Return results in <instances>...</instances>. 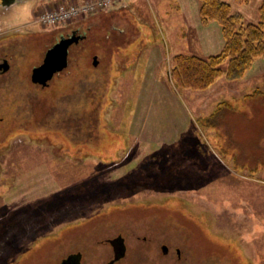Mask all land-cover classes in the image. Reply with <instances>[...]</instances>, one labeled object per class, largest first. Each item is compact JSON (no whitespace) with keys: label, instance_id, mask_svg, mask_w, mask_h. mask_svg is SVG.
<instances>
[{"label":"rangeland","instance_id":"rangeland-1","mask_svg":"<svg viewBox=\"0 0 264 264\" xmlns=\"http://www.w3.org/2000/svg\"><path fill=\"white\" fill-rule=\"evenodd\" d=\"M117 1L51 27L37 13L78 0L0 3V264H109L118 235L112 264H264V93L245 90L264 62L179 88L173 55L218 53L220 25L200 0ZM227 1L257 21L261 0ZM71 27L87 37L67 67L31 83Z\"/></svg>","mask_w":264,"mask_h":264},{"label":"trees","instance_id":"trees-1","mask_svg":"<svg viewBox=\"0 0 264 264\" xmlns=\"http://www.w3.org/2000/svg\"><path fill=\"white\" fill-rule=\"evenodd\" d=\"M236 1L243 3L246 0ZM257 13V21L244 22L242 14L233 12L227 0H200L201 23L217 21L224 45L218 53L205 57L173 55L169 75L175 85L204 90L220 77L229 81L242 78L255 59H264V0L259 3Z\"/></svg>","mask_w":264,"mask_h":264},{"label":"water","instance_id":"water-1","mask_svg":"<svg viewBox=\"0 0 264 264\" xmlns=\"http://www.w3.org/2000/svg\"><path fill=\"white\" fill-rule=\"evenodd\" d=\"M13 2L14 0H2V5L8 6ZM79 37L73 33L70 37L61 36L58 41L53 43L45 51L42 62L32 68L31 81L46 86L55 73L63 70L67 66L68 47L72 42H77ZM93 64H97L96 55L93 56ZM1 67L5 71L8 68V63L1 64Z\"/></svg>","mask_w":264,"mask_h":264},{"label":"built area","instance_id":"built-area-1","mask_svg":"<svg viewBox=\"0 0 264 264\" xmlns=\"http://www.w3.org/2000/svg\"><path fill=\"white\" fill-rule=\"evenodd\" d=\"M116 0H81L78 2H60L52 8L37 13L35 22L42 27H51L66 23L78 16L97 10L110 8Z\"/></svg>","mask_w":264,"mask_h":264},{"label":"flooded vegetation","instance_id":"flooded-vegetation-1","mask_svg":"<svg viewBox=\"0 0 264 264\" xmlns=\"http://www.w3.org/2000/svg\"><path fill=\"white\" fill-rule=\"evenodd\" d=\"M14 1H16V0H14ZM0 3L2 4V0H0ZM3 6H5V5H3ZM73 33H74L75 36H80V37H79L77 42H72L69 45V47H68V58H67L68 60H69V48L73 44H76L80 40H82V39L87 37L86 31L85 30H83V31L80 30V27H71L70 30L67 33H65V34L63 33V34H61V36L70 37V36L73 35ZM59 38H58V40H59ZM0 48H1L0 52L2 51L3 53L8 52V50L10 49V48L6 49V48L1 47V46H0ZM8 53H10V52H8ZM10 57L11 56H8V55L5 56V57L4 56L0 57V65L5 63V62L8 63V68L5 71H3L2 67L0 68V75L1 74H5L7 72V70L10 68V66H11V63H9L10 62V59H9ZM107 242L109 243V245L111 247V251H112V259H110V261L108 263L112 264L114 261H118L122 256H124V254L126 252V246H125V243H124L123 236H121V235H118L116 237H112V238L108 239ZM161 249H162V252L164 254L167 253V247L165 245H162ZM176 254H177L178 257L180 256V250L178 248L176 249ZM62 259L63 260L60 263H57V264H79V253H78V255H76V254L75 255L74 254L68 255L67 257L62 258Z\"/></svg>","mask_w":264,"mask_h":264},{"label":"crops","instance_id":"crops-1","mask_svg":"<svg viewBox=\"0 0 264 264\" xmlns=\"http://www.w3.org/2000/svg\"><path fill=\"white\" fill-rule=\"evenodd\" d=\"M78 1H81V0H78ZM116 1H117V0H116ZM116 1H115V2H116ZM117 2H118V1H117ZM238 4H240V3H238ZM114 5H115V3H114L112 6H114ZM112 6H111V7H112ZM111 7H110V8H111ZM88 15H89V14H88ZM25 21H26V20H25ZM211 22L214 23V21H210V22H208V23L205 24V25L202 24L201 26H202V27H207ZM212 23H211V24H212ZM86 34H87V33H86ZM13 46H14V45H13ZM49 47H50V46H49ZM49 47H48V48H49ZM48 48H46V50H47ZM46 50H45V51H46ZM21 51H22L23 53L26 52V50H21ZM44 53H45V52H44ZM44 53L42 54V58H40V62L38 63V65L42 62V59H43V57H44ZM183 54H184V53H183ZM189 54H192V53H189ZM198 55L208 56V55H210V54L203 55L202 53H200V54H198ZM93 56H94V55H93ZM36 57H39V53L36 54ZM96 57H97V55H96ZM92 60H93V57H92ZM261 62H264V59H261V58H257V59H255L254 62H253V64L251 65V67H250L247 71H248V72H251L252 67H254L255 64H258V63H261ZM96 65H97V64H96ZM36 66H37V65H36ZM33 67H34V66H33ZM33 67H32V68H33ZM66 67H67V66H66ZM66 67H65V68H66ZM31 71H32V69H31ZM31 71H30V77H29V78H30V81H31ZM248 72H247V73H248ZM260 81H262V80H260ZM49 82H50V81H49ZM49 82H48V84H49ZM31 83H33V82L31 81ZM33 84H36V83H33ZM48 84H47V85H48ZM252 84H253V83H252ZM38 85H40V84H38ZM47 85H46V86H47ZM41 86H42V85H41ZM42 87H44V86H42ZM245 90H246V93H247L248 95L250 94V93H248V91L253 92V93H255V92L257 93V91H261V92H259V94L264 93V80L262 81V85H261V84L259 85V84H257V83H256V84L254 83V85H251V84H250V85H248V86H245Z\"/></svg>","mask_w":264,"mask_h":264}]
</instances>
